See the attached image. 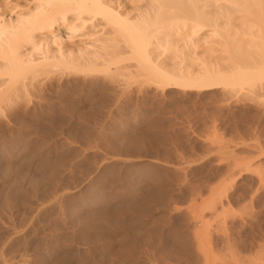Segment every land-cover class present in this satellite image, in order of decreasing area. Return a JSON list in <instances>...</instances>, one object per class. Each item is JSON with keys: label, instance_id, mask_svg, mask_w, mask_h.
Wrapping results in <instances>:
<instances>
[{"label": "rangeland", "instance_id": "obj_1", "mask_svg": "<svg viewBox=\"0 0 264 264\" xmlns=\"http://www.w3.org/2000/svg\"><path fill=\"white\" fill-rule=\"evenodd\" d=\"M117 65L1 104L0 264H264V81L184 89Z\"/></svg>", "mask_w": 264, "mask_h": 264}, {"label": "bare ground", "instance_id": "obj_2", "mask_svg": "<svg viewBox=\"0 0 264 264\" xmlns=\"http://www.w3.org/2000/svg\"><path fill=\"white\" fill-rule=\"evenodd\" d=\"M171 55L203 62L196 73L183 58L169 69ZM128 60L164 86L254 88L264 81V0H0V106L37 75Z\"/></svg>", "mask_w": 264, "mask_h": 264}]
</instances>
